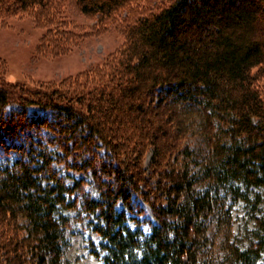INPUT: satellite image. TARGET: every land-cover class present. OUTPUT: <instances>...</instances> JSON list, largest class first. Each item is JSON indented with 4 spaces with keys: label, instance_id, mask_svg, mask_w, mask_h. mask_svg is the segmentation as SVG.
I'll return each instance as SVG.
<instances>
[{
    "label": "trees",
    "instance_id": "obj_1",
    "mask_svg": "<svg viewBox=\"0 0 264 264\" xmlns=\"http://www.w3.org/2000/svg\"><path fill=\"white\" fill-rule=\"evenodd\" d=\"M67 1L96 28L122 22L124 43L58 85L0 83V264L63 263L77 206L96 215L105 264H256L264 215L240 247L226 198L255 187L264 201V0H0V17L29 16L39 55H57L78 36ZM56 164L89 174L98 198Z\"/></svg>",
    "mask_w": 264,
    "mask_h": 264
},
{
    "label": "rangeland",
    "instance_id": "obj_2",
    "mask_svg": "<svg viewBox=\"0 0 264 264\" xmlns=\"http://www.w3.org/2000/svg\"><path fill=\"white\" fill-rule=\"evenodd\" d=\"M167 1L140 0L139 5L144 10L146 8L154 9L160 3L163 4ZM64 11V15H66L69 22L76 27L73 26L72 29L78 36L67 40L69 44L67 51L51 56L39 55L37 52L38 41L44 29L35 25L29 16L0 17V83L9 86L21 84L31 89L43 84L58 85L69 77H79L87 70L100 66L112 52L114 53L123 45L125 36L122 32V22L118 21L96 28L94 27L96 25L94 17L81 14L68 1L64 3ZM123 24H125L124 21ZM259 85L264 91V76ZM28 108L32 116H36L35 112L41 111L35 106ZM41 112L46 113L45 111ZM155 116L149 120L151 125H154L161 118L159 115ZM159 123L162 122L159 121ZM164 125L166 126L164 128L166 132L163 136H160V141L165 140L168 142L172 124ZM151 154V148L143 154L142 164L148 170ZM9 158L12 160L11 157L0 158V164L5 165V160ZM56 166L68 184H72L75 178H83L85 180L84 188L90 193V197L98 198V191L89 174L66 170L60 164H56ZM258 190L251 187L248 192V200L233 196L230 193L226 198V203L230 206L232 215L231 235L235 237L234 239L240 247L247 245L251 230L255 228L253 216L264 215V201L260 203L254 201V192H259ZM144 207L148 213L147 215L152 219L150 209L146 204ZM116 208L126 211L128 216L126 222L132 229H135L136 223L132 219V217H136L135 213L126 210L120 202ZM78 209H80L79 206H77V209L71 208L63 211L69 216V227L66 230L67 247L61 264H105L103 261L106 250L102 247L105 240L93 229V223L97 222L96 215H93V213L88 215L85 212L79 214ZM211 219L214 222L215 219L213 217ZM213 228L214 225H211L210 230H213ZM140 229L144 231L145 235L150 231L146 221L141 222ZM219 254H222V252H219ZM260 256L256 264H264V253Z\"/></svg>",
    "mask_w": 264,
    "mask_h": 264
}]
</instances>
